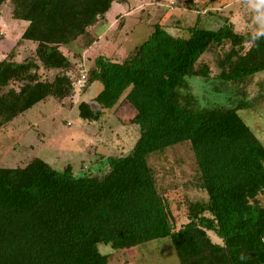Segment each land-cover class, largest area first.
I'll return each instance as SVG.
<instances>
[{"label":"trees","instance_id":"trees-1","mask_svg":"<svg viewBox=\"0 0 264 264\" xmlns=\"http://www.w3.org/2000/svg\"><path fill=\"white\" fill-rule=\"evenodd\" d=\"M115 2L122 0H0V16L9 3L12 19L28 23L16 47L35 45L30 59L16 61L14 48L0 61V130L40 103L64 105L76 95L82 68L62 48L86 39ZM187 33L174 37L156 24L124 61H92L81 92L95 83L102 89L92 102L79 104L80 118L101 121L125 95L139 130L127 155L106 157L103 177L76 176L70 165L59 172L39 158L0 167V264H109L99 244L130 250L162 240L179 260L197 264L209 224L228 264H264V144L239 114L251 102L246 93H233L229 100L239 99L231 108H201L188 85L211 79L201 59L226 45L215 81L230 86L264 73V35L238 33L228 19L215 29L198 22ZM184 144L207 201L190 206L188 221L175 229L173 204L150 159Z\"/></svg>","mask_w":264,"mask_h":264},{"label":"rangeland","instance_id":"rangeland-1","mask_svg":"<svg viewBox=\"0 0 264 264\" xmlns=\"http://www.w3.org/2000/svg\"><path fill=\"white\" fill-rule=\"evenodd\" d=\"M188 1L115 2L106 20L91 27L86 39L80 38L62 48L82 68L77 80L84 75L88 80L87 71L98 56L124 61L149 38L156 24L174 37H188L187 29L198 22L215 29L228 19L238 33L264 35V0H191V7ZM27 26L26 22L12 19L9 3L1 8L0 61L14 48L18 62L34 55L35 45L31 42L22 41L16 47ZM228 48H215L202 57V64L212 70L210 80L192 79L188 85L201 108H231L246 93L251 108L239 114L264 144V73L230 86L215 81L219 74L216 62ZM75 54L81 59H75ZM53 76L49 74L48 79ZM75 89L76 95L64 105L50 99L0 130V167H24L33 158H39L59 172L70 165L76 176L103 177L109 171L106 157L127 155L132 150L139 130L131 124L136 112L124 101L125 95L113 109L103 111L101 121L88 122L80 118L78 106L83 101L92 102L102 85L95 83L86 93ZM233 93L239 97L230 101ZM150 164L160 190L173 204L170 219L178 229L188 221L190 206L207 201L192 150L188 144L180 145L152 157ZM260 201L264 204V195ZM214 228V224H209L202 229L205 256L197 264H228L224 245ZM98 249L108 257L109 264H193L179 260L168 240L130 250H115L104 244H99Z\"/></svg>","mask_w":264,"mask_h":264},{"label":"built area","instance_id":"built-area-1","mask_svg":"<svg viewBox=\"0 0 264 264\" xmlns=\"http://www.w3.org/2000/svg\"><path fill=\"white\" fill-rule=\"evenodd\" d=\"M87 82V77L84 75L82 76L79 80L76 81L75 83V87L78 89V90H82L83 87L85 86Z\"/></svg>","mask_w":264,"mask_h":264}]
</instances>
